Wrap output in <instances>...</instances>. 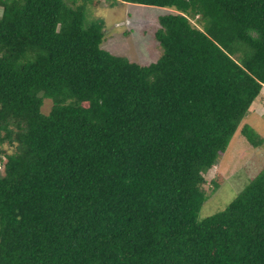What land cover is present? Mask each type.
<instances>
[{
  "label": "trees",
  "instance_id": "1",
  "mask_svg": "<svg viewBox=\"0 0 264 264\" xmlns=\"http://www.w3.org/2000/svg\"><path fill=\"white\" fill-rule=\"evenodd\" d=\"M78 1L0 0V264H264V168L199 220L264 88V0H109L177 11L148 66Z\"/></svg>",
  "mask_w": 264,
  "mask_h": 264
},
{
  "label": "rangeland",
  "instance_id": "2",
  "mask_svg": "<svg viewBox=\"0 0 264 264\" xmlns=\"http://www.w3.org/2000/svg\"><path fill=\"white\" fill-rule=\"evenodd\" d=\"M98 1L101 2L98 8L88 6L84 10L87 23L91 24L98 19L105 23L101 45L103 50L115 56L125 57L140 66L156 63L161 58L163 51L155 39V33L160 28L158 20L161 16L176 14L175 9L122 2H117L112 7L109 0ZM51 106V102L46 101L43 112L48 114ZM247 125L262 139L263 144L260 147H253L243 136L242 130ZM0 168L3 169L1 162ZM263 168L264 88L232 137L226 152L220 156L217 165L205 175L207 182L204 189L208 200L202 206L199 220H205L225 210ZM217 177H223V182L214 192L213 180Z\"/></svg>",
  "mask_w": 264,
  "mask_h": 264
},
{
  "label": "clouds",
  "instance_id": "3",
  "mask_svg": "<svg viewBox=\"0 0 264 264\" xmlns=\"http://www.w3.org/2000/svg\"><path fill=\"white\" fill-rule=\"evenodd\" d=\"M214 167H215V166H214ZM214 167H213V168H214Z\"/></svg>",
  "mask_w": 264,
  "mask_h": 264
}]
</instances>
